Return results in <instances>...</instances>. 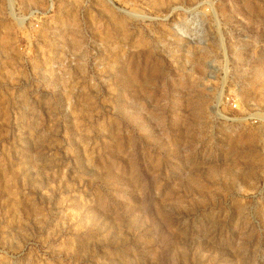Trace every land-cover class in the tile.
<instances>
[{"label": "rangeland", "instance_id": "rangeland-1", "mask_svg": "<svg viewBox=\"0 0 264 264\" xmlns=\"http://www.w3.org/2000/svg\"><path fill=\"white\" fill-rule=\"evenodd\" d=\"M0 264H264V0H0Z\"/></svg>", "mask_w": 264, "mask_h": 264}, {"label": "built area", "instance_id": "built-area-1", "mask_svg": "<svg viewBox=\"0 0 264 264\" xmlns=\"http://www.w3.org/2000/svg\"><path fill=\"white\" fill-rule=\"evenodd\" d=\"M233 108H236V105H235ZM260 118H262V117H260ZM257 120H258V121H261V119H259V118H258ZM262 120H263V119H262ZM255 122H256V121H255Z\"/></svg>", "mask_w": 264, "mask_h": 264}]
</instances>
